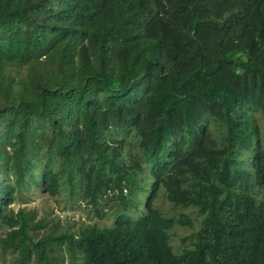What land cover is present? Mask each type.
Instances as JSON below:
<instances>
[{"label": "trees", "instance_id": "obj_1", "mask_svg": "<svg viewBox=\"0 0 264 264\" xmlns=\"http://www.w3.org/2000/svg\"><path fill=\"white\" fill-rule=\"evenodd\" d=\"M259 121L264 0H0L1 257L264 264ZM34 190L114 222L39 235Z\"/></svg>", "mask_w": 264, "mask_h": 264}, {"label": "rangeland", "instance_id": "obj_2", "mask_svg": "<svg viewBox=\"0 0 264 264\" xmlns=\"http://www.w3.org/2000/svg\"><path fill=\"white\" fill-rule=\"evenodd\" d=\"M261 132L264 134V122L259 121ZM66 197H52L50 195L41 194L39 191H32L23 198H19L13 205L12 209L17 212L20 209L25 211H36L37 217L35 222H41L47 227L36 229L39 235L47 234L55 231V234L72 230L77 232L80 228L98 224L101 226H110L114 222V216L109 207L106 208L104 219H99L90 208L84 203H69ZM158 205L167 216L180 219L182 216L190 218L193 226L177 224L170 232L171 244L176 252H180L185 247H190L193 242L191 237L200 228L202 217L197 213L195 208H175L164 195L158 199ZM1 234V233H0ZM1 253V250H0ZM16 256H12L7 252L5 258L0 255V264H17ZM65 264H70L66 258Z\"/></svg>", "mask_w": 264, "mask_h": 264}]
</instances>
